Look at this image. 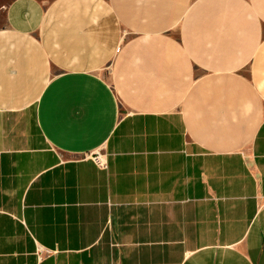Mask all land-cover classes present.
Listing matches in <instances>:
<instances>
[{
	"label": "crops",
	"instance_id": "0c3cea01",
	"mask_svg": "<svg viewBox=\"0 0 264 264\" xmlns=\"http://www.w3.org/2000/svg\"><path fill=\"white\" fill-rule=\"evenodd\" d=\"M0 264H264V0H0Z\"/></svg>",
	"mask_w": 264,
	"mask_h": 264
},
{
	"label": "built area",
	"instance_id": "2783aa9c",
	"mask_svg": "<svg viewBox=\"0 0 264 264\" xmlns=\"http://www.w3.org/2000/svg\"><path fill=\"white\" fill-rule=\"evenodd\" d=\"M91 155H92L93 160L97 162V165H99L100 167L108 166V161L106 160V158L104 157V155H102L100 151H98L97 153L91 154Z\"/></svg>",
	"mask_w": 264,
	"mask_h": 264
}]
</instances>
